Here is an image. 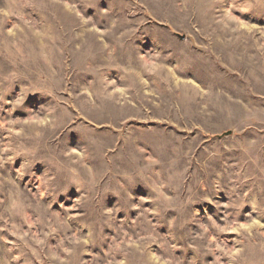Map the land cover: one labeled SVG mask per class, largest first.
Returning <instances> with one entry per match:
<instances>
[{
  "label": "rangeland",
  "instance_id": "obj_1",
  "mask_svg": "<svg viewBox=\"0 0 264 264\" xmlns=\"http://www.w3.org/2000/svg\"><path fill=\"white\" fill-rule=\"evenodd\" d=\"M0 264H264V0H0Z\"/></svg>",
  "mask_w": 264,
  "mask_h": 264
},
{
  "label": "water",
  "instance_id": "obj_2",
  "mask_svg": "<svg viewBox=\"0 0 264 264\" xmlns=\"http://www.w3.org/2000/svg\"><path fill=\"white\" fill-rule=\"evenodd\" d=\"M181 38H185V35L184 34H180V33H177ZM232 131L231 130H228L226 131L224 134H230Z\"/></svg>",
  "mask_w": 264,
  "mask_h": 264
}]
</instances>
